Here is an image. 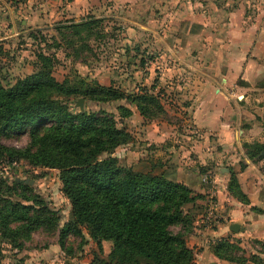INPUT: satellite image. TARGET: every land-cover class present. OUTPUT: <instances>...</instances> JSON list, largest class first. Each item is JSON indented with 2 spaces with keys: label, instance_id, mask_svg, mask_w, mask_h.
Returning a JSON list of instances; mask_svg holds the SVG:
<instances>
[{
  "label": "rangeland",
  "instance_id": "rangeland-1",
  "mask_svg": "<svg viewBox=\"0 0 264 264\" xmlns=\"http://www.w3.org/2000/svg\"><path fill=\"white\" fill-rule=\"evenodd\" d=\"M250 1L136 0L122 6L109 3L85 16H102V21L90 30L73 34L68 30L60 33L53 27L73 20L56 17V8L62 2L0 0V79L4 86L13 84L35 69L37 54L43 53L51 57L52 75L58 81L66 80L70 84L96 82L111 86L124 96L154 95L160 108L154 107V114L148 117L142 116L128 97L98 101L74 94L58 98L72 111L104 110L112 115L117 127L130 134L129 142L111 153L120 165L137 172L163 174L191 189L196 198L182 207L191 222L187 237L193 222L203 229L213 227L220 220L216 209L214 219L206 220L208 200H213L214 208L216 204V178L226 169L235 174L246 163L234 140L231 141L233 151H226L224 143L228 138L216 134L224 127L220 126L225 122L221 118L224 110L220 109L219 98L210 90L208 92L212 89L210 81L179 63L156 35L123 18L153 30L178 59L221 83L224 42H216L215 37L226 39V35L220 36L218 30L227 20V12L235 6L243 7L249 16L256 14L257 5ZM47 3L53 10L46 11L44 17L39 10ZM80 98L83 99L82 110L77 105ZM204 98L216 105L213 111L217 114L211 121V130L195 122L197 105ZM229 111L235 114L234 108ZM228 122L232 133L235 123L233 120ZM29 137V130L25 129L9 132L0 137V141L7 146L23 148ZM0 179L8 186L16 179L26 180L31 194L41 197L60 217L56 227L33 230L29 239L20 240L22 245L18 247L0 235V264H114L107 257L111 242L102 241L99 249L83 225L80 226L81 236L69 233L65 248L59 245V230L70 218L71 205L61 191L58 169L34 166L24 159L14 160L11 164L0 160ZM211 179L214 184L209 182ZM3 190L0 185V195H6ZM10 195L12 200L22 201L20 190ZM259 209L264 214V206ZM180 229L179 225L170 227L172 232ZM241 235L240 231L230 232L220 239L233 243L237 248L231 253L244 261H220L224 260V264H264V238ZM206 237L202 235L201 240ZM192 252L194 255L193 249ZM192 264L196 263L192 261Z\"/></svg>",
  "mask_w": 264,
  "mask_h": 264
},
{
  "label": "trees",
  "instance_id": "trees-1",
  "mask_svg": "<svg viewBox=\"0 0 264 264\" xmlns=\"http://www.w3.org/2000/svg\"><path fill=\"white\" fill-rule=\"evenodd\" d=\"M103 18L90 15L53 27L60 33L68 30L77 34ZM52 65L49 55L38 53L31 73L8 86L0 79V137L25 129L30 136L23 148L0 141V160L11 164L24 159L34 166L59 170L61 191L71 205L70 218L59 230L61 248H65L69 233L81 236L83 225L99 249L102 241L111 242L107 255L111 263L192 264L194 255L186 242L191 222L182 210L196 198L191 189L163 174L120 165L111 153L128 143L130 134L117 127L104 110L72 111L58 96L82 94L98 101L128 97L144 117L154 114V107L160 108L159 101L149 94L124 96L96 82L58 81L52 75ZM242 147L250 160L264 156V144L242 143ZM229 178L228 191L248 203L235 174L230 172ZM0 185L6 194L0 195V235L14 246H21L20 240L29 239L39 227L49 229L59 224V215L41 197L31 194L28 182L16 179L8 186L0 179ZM18 190L22 201L11 199L10 194ZM172 225L181 229L172 232ZM233 248L237 247L220 239L212 251L219 259L244 261L231 253Z\"/></svg>",
  "mask_w": 264,
  "mask_h": 264
},
{
  "label": "crops",
  "instance_id": "crops-1",
  "mask_svg": "<svg viewBox=\"0 0 264 264\" xmlns=\"http://www.w3.org/2000/svg\"><path fill=\"white\" fill-rule=\"evenodd\" d=\"M135 1L70 0L64 3L62 0H57L62 4L59 3L60 7L56 8V17L59 19H73L68 21H79L85 18L88 13L94 14L96 10L103 8L105 4L112 3V6H122ZM252 1L258 8L254 16H249L243 7L237 6L227 12V20L223 21L226 23V39L221 37L224 39L222 52L224 71L221 83L214 78L220 87L208 79L212 88L208 89V92L210 90L219 98L218 101L220 107H222L220 109L224 110V116H221V118H224L225 122H223L224 125L220 124L224 127L216 134L228 138L227 143H224V146H227L226 151H233L232 140L236 144V123L233 119L234 114L229 111L233 108L235 110V103L239 108L238 129L241 130L239 133L241 150L243 152L245 150L242 143L264 144V0H251L250 2ZM50 6L51 4L47 3L44 9L39 10L43 12L44 17L47 16L46 11L51 12L53 10ZM23 22L25 23L27 20ZM234 98H237V100ZM215 109L216 105L204 98L197 105L196 112L200 115L195 114V122L206 128V130H211V121L217 114V111H213ZM227 116L228 120H226ZM231 120L235 123L232 133L228 122ZM227 124L228 128L226 127ZM236 147L240 153L237 144ZM262 153L264 154V151ZM242 159L244 160L243 157ZM250 161L264 178V156ZM245 163V167L238 170L235 176L248 203H242L229 194L227 185L230 170L226 169L216 178L218 185L214 209L217 210V216L220 217V220L213 227L203 229L194 225L196 221L193 222L191 231L186 237V242L194 251L195 259L193 261L196 264H224V260L220 261L213 253L212 247L220 237H225L232 232L229 226L233 222L244 227V230L240 231L241 236L250 235L258 239L264 238V214L259 209L264 206V182L246 161ZM255 210L257 211L254 212ZM202 235L203 237L207 235L204 241L201 240ZM195 245H198V247H195Z\"/></svg>",
  "mask_w": 264,
  "mask_h": 264
},
{
  "label": "water",
  "instance_id": "water-1",
  "mask_svg": "<svg viewBox=\"0 0 264 264\" xmlns=\"http://www.w3.org/2000/svg\"><path fill=\"white\" fill-rule=\"evenodd\" d=\"M121 19H122V18H121ZM123 20H124V21H127V22H129V23H131V24H133V25H137V26H139L140 28H144V29L150 31L151 33H153L154 35H156L157 38L159 39V41L162 42V44L164 45V47L168 50V52H169V53H170V54H171V55H172V56H173V57H174L179 63L185 65L186 67H188V68H190V69H192V70H194V71H196V72H198V73H200L201 75L205 76V77H206L207 79H209L210 81L214 82L218 87H220L219 84L215 81V79H214L213 77H211L210 75H208V74H206V73H204V72H202V71H200V70H198V69H196V68L190 66L189 64H187V63L181 61L180 59H178V57L172 52V50L169 48V46H168V45L162 40V38H161L158 34H156L153 30L148 29L147 27H145V26H143V25H141V24H139V23H136V22H134V21H130V20H128V19H124V18H123ZM225 31H226V23L223 22V23H221V25H220V28H219V30H218V34L221 36V35L225 34ZM215 41H216V42H219V41L222 42V41H224V39H222L221 37L217 36V37H215ZM209 68H210V67H209ZM77 105L79 106L80 110H82V108H83V99H82V98L78 99V101H77ZM234 105H235V114H234V116H233V119H234V121H235V123H236V127H235V141H236V144L238 145V148H239V150H240V154L242 155V157L244 158V160H245V161L251 166V168L257 173V175H258V176L262 179V181L264 182V178L262 177L261 173H260V172H259V171H258L253 165H252L251 161L246 157V155L244 154V152H243V151L241 150V148H240V145H239V133L241 132V130L238 129V122H239V108H238V106H237L236 103H235ZM24 182H27V181L24 180ZM229 229H230L232 232H239V231H243V230H244V227H242L239 223L233 222V223L230 224Z\"/></svg>",
  "mask_w": 264,
  "mask_h": 264
},
{
  "label": "built area",
  "instance_id": "built-area-1",
  "mask_svg": "<svg viewBox=\"0 0 264 264\" xmlns=\"http://www.w3.org/2000/svg\"><path fill=\"white\" fill-rule=\"evenodd\" d=\"M64 1H69V0H64ZM209 182L214 184V180H209ZM214 217V207H213V200L210 198V200H208V204H207V209H206V220H208L209 222L213 219Z\"/></svg>",
  "mask_w": 264,
  "mask_h": 264
}]
</instances>
